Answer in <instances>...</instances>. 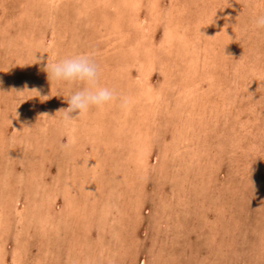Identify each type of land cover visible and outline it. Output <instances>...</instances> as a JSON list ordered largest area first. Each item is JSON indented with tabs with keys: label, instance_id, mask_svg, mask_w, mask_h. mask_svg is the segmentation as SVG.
Segmentation results:
<instances>
[{
	"label": "rangeland",
	"instance_id": "obj_1",
	"mask_svg": "<svg viewBox=\"0 0 264 264\" xmlns=\"http://www.w3.org/2000/svg\"><path fill=\"white\" fill-rule=\"evenodd\" d=\"M262 14L0 0V264H264ZM85 52L126 103L65 121L46 65Z\"/></svg>",
	"mask_w": 264,
	"mask_h": 264
},
{
	"label": "clouds",
	"instance_id": "obj_2",
	"mask_svg": "<svg viewBox=\"0 0 264 264\" xmlns=\"http://www.w3.org/2000/svg\"><path fill=\"white\" fill-rule=\"evenodd\" d=\"M254 24L257 29H264V14L258 15ZM46 71L50 82L76 87V90L70 91L67 97L68 106L63 113L65 121L84 115L93 108L102 109L117 99L126 103L124 98L118 97L113 88L100 86V70L91 53L65 56L54 63L47 64ZM73 113L76 115L73 116Z\"/></svg>",
	"mask_w": 264,
	"mask_h": 264
},
{
	"label": "bare ground",
	"instance_id": "obj_3",
	"mask_svg": "<svg viewBox=\"0 0 264 264\" xmlns=\"http://www.w3.org/2000/svg\"><path fill=\"white\" fill-rule=\"evenodd\" d=\"M174 14V13H173ZM1 16V15H0ZM202 20V19H201ZM198 22V21H197ZM175 26V25H174ZM238 37V36H237ZM149 53V52H148ZM149 60V59H148ZM147 60V61H148ZM31 75V74H30ZM43 80V79H42ZM185 86V85H184ZM45 89V88H44ZM203 95V94H202ZM191 98V97H190ZM215 102V101H214ZM225 106V105H224ZM209 107V106H208ZM1 112V111H0ZM227 114V113H226ZM209 116H211V115H209ZM236 116V115H235ZM231 118H232V116H230ZM16 120V119H15ZM233 120V119H232ZM202 121H204V120H202ZM207 121H209V120H207ZM239 122V121H238ZM15 123H17V121L15 122ZM234 123V122H233ZM96 124V123H95ZM230 124H232V123H230ZM27 127V126H26ZM24 128V127H23ZM205 129V128H204ZM27 132V131H26ZM78 135V134H77ZM56 137V136H55ZM70 142V141H69ZM73 142V141H72ZM251 142V141H250ZM207 143V142H206ZM117 144V143H116ZM29 146V145H28ZM191 148V147H190ZM124 149V148H123ZM207 149V148H206ZM203 150V149H202ZM32 151V150H31ZM207 151V150H206ZM74 152H76V151H74ZM95 154V153H94ZM192 155V154H191ZM121 156V155H120ZM193 156V155H192ZM251 156V155H250ZM194 157V156H193ZM48 158V157H47ZM213 158V157H212ZM34 160V159H33ZM125 166V165H124ZM139 172V171H138ZM166 175V174H165ZM29 205V204H28ZM122 211V210H121ZM136 220V219H135ZM114 223V222H113ZM133 247V246H132ZM250 262V261H249Z\"/></svg>",
	"mask_w": 264,
	"mask_h": 264
}]
</instances>
